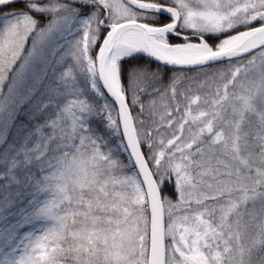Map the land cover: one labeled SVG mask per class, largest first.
Returning <instances> with one entry per match:
<instances>
[{"label":"snow or ice","instance_id":"snow-or-ice-1","mask_svg":"<svg viewBox=\"0 0 264 264\" xmlns=\"http://www.w3.org/2000/svg\"><path fill=\"white\" fill-rule=\"evenodd\" d=\"M0 264H264V0H0Z\"/></svg>","mask_w":264,"mask_h":264}]
</instances>
